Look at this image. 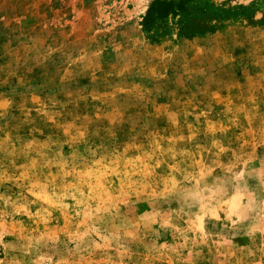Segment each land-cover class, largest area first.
<instances>
[{
  "label": "rangeland",
  "instance_id": "1",
  "mask_svg": "<svg viewBox=\"0 0 264 264\" xmlns=\"http://www.w3.org/2000/svg\"><path fill=\"white\" fill-rule=\"evenodd\" d=\"M0 0V264H264V0Z\"/></svg>",
  "mask_w": 264,
  "mask_h": 264
},
{
  "label": "trees",
  "instance_id": "2",
  "mask_svg": "<svg viewBox=\"0 0 264 264\" xmlns=\"http://www.w3.org/2000/svg\"><path fill=\"white\" fill-rule=\"evenodd\" d=\"M187 0H153L142 18L141 24L145 31H149L166 20L171 14L173 16H183L186 13Z\"/></svg>",
  "mask_w": 264,
  "mask_h": 264
}]
</instances>
